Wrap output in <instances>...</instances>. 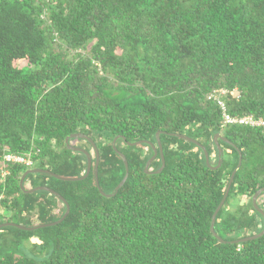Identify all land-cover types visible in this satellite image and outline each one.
<instances>
[{
	"label": "trees",
	"instance_id": "16d2710c",
	"mask_svg": "<svg viewBox=\"0 0 264 264\" xmlns=\"http://www.w3.org/2000/svg\"><path fill=\"white\" fill-rule=\"evenodd\" d=\"M264 0H0V160L30 157L0 178V264H264ZM160 135L165 168L156 141ZM92 158L88 177L85 155ZM174 135L188 137L202 147ZM223 153L217 170L218 150ZM122 154L128 164L113 149ZM130 146L127 143H138ZM227 199L221 202L233 171ZM128 175L113 198H106ZM99 187V189H98ZM264 213V193L257 199Z\"/></svg>",
	"mask_w": 264,
	"mask_h": 264
},
{
	"label": "water",
	"instance_id": "95a60500",
	"mask_svg": "<svg viewBox=\"0 0 264 264\" xmlns=\"http://www.w3.org/2000/svg\"><path fill=\"white\" fill-rule=\"evenodd\" d=\"M160 135L161 133H157L156 134V141H157V145H158V149H159V154H160V157H161V166L160 168L154 172V173H150L149 172V168H150V165L151 163L156 159L157 155H158V151L156 149V147L150 143H148V145H150L151 149H152V152H153V155L152 157L148 160V162L146 163L145 165V168H144V173L146 174H160L164 168H165V161H164V158H163V155H162V148H161V144H160ZM180 139H184L186 141H189L195 145H197L198 147H200V149L203 151L204 155H205V161H206V165L209 167V156H208V153L206 151V149L204 147H202L200 144H198L197 142H195L194 140L188 138V137H185V136H182V135H174ZM119 137L115 138L112 145H113V149L115 150V142L116 140L118 139ZM71 139H82V140H86L91 146L92 148L94 149V152H95V165H94V178H95V182H96V185L98 186V174H97V170H98V165H99V154H98V151H97V148L95 147L93 141L88 138L87 136L83 135V134H73V135H70L68 136L66 139H65V145L67 146V148L73 152H79V153H82L83 155H85L86 157V160H87V167H86V173L83 177L81 178H78V179H67V178H59L47 171H43V170H30V171H27L20 179V182H19V186L21 189H23V181H24V178L27 174H30V173H46V174H50L52 177L56 178V179H60V180H64V181H70V182H74V181H79V180H84L88 177L89 173H90V170H91V167H92V158H91V155L84 149H80V148H75V147H72L69 145V141ZM219 140H222V141H225L226 143H229L227 140H225L222 136L220 135H216L214 137V144L216 145L217 147V150H218V164L216 167L212 168L213 170H217L221 164H222V158H223V153H222V150L219 146V143L218 141ZM142 142H138V143H127L128 145L130 146H135V145H138ZM116 151V150H115ZM117 152V151H116ZM118 156L121 158V160L123 161L124 163V166L126 168V172H128V164H127V161L125 159V157L118 153ZM241 154H239V162H238V165L236 167V169L233 171L232 175H231V178H230V181L228 183V186H227V189L224 193V196L221 200V202L219 203V205L217 206L216 210L214 211L213 215H212V218H211V224H210V232L212 233V235L219 241V242H222L223 241L215 234L214 232V226H215V220H216V217H217V214L219 213V211L221 210L222 206L224 205L226 199H227V196H228V193H229V189H230V186H231V183L233 181V178H234V175L236 174L237 170L239 169V167L241 166ZM127 173L125 175V177L123 178V180L120 182V184L115 188V190L109 194V195H106L104 194L98 187L99 189V192L101 195H103L104 197L106 198H113L114 196H116L120 190V188L124 185L125 181L127 180ZM37 191H46L48 193H50L51 195L55 196L56 198H58L64 205H65V212L63 214V216L61 217L60 220H58L57 222H54V223H50V224H46V225H40V226H37V227H33V228H24V227H21V226H18V225H15V224H2L0 225V229L2 228H5V227H16L20 230H27V231H34V230H37V229H40V228H45V227H50V226H55L57 224H60L63 220L66 219V217L68 216L69 214V211H70V208H69V205L67 204V202L59 195L57 194L56 192H54L53 190L49 189V188H46V187H38V188H35L34 190H31V191H25V193L29 194V193H34V192H37ZM264 193V188H261L259 189L258 191H256V193L253 195L252 197V205L254 207V209L260 214L262 215L263 219H264V213L263 211L257 206V199L258 197ZM264 235V228L263 230L253 236V237H249V238H246L244 240H240V241H237L239 243H242V242H248V241H253V240H256V239H259L261 238L262 236Z\"/></svg>",
	"mask_w": 264,
	"mask_h": 264
},
{
	"label": "built area",
	"instance_id": "2783aa9c",
	"mask_svg": "<svg viewBox=\"0 0 264 264\" xmlns=\"http://www.w3.org/2000/svg\"><path fill=\"white\" fill-rule=\"evenodd\" d=\"M228 94L234 95L235 91L229 93L226 90H219L214 91L211 94L206 96L207 101H211L217 105L221 112V117L223 119L224 124L228 125H239V126H248L251 128H261L264 132V120L263 119H254L251 116H244L239 118L231 117L226 110V105L224 101V97ZM21 164L27 167L32 165V161L28 156L25 155H16L10 153L7 148L3 149L2 159L0 160V178L3 180L5 176L8 174V171L4 169L5 165L7 164ZM3 196L0 194V201L2 200Z\"/></svg>",
	"mask_w": 264,
	"mask_h": 264
}]
</instances>
